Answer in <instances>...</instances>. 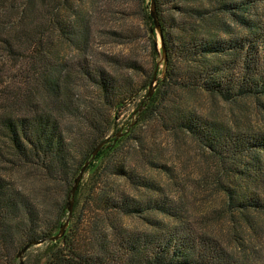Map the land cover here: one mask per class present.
Returning a JSON list of instances; mask_svg holds the SVG:
<instances>
[{"label":"trees","instance_id":"obj_1","mask_svg":"<svg viewBox=\"0 0 264 264\" xmlns=\"http://www.w3.org/2000/svg\"><path fill=\"white\" fill-rule=\"evenodd\" d=\"M203 1L212 6L189 5ZM156 9L167 73L141 118L156 116L168 131H184L209 150L216 159L214 184L226 195L232 218L256 227L264 220V132L233 130L173 96L187 88L226 100L264 96V0H156ZM143 15L155 52L150 10ZM55 36L76 50V59L56 61ZM94 38V18L76 0H0L1 48L20 60L33 46L26 57L34 71L25 76L27 85L8 86L2 94L0 264H18L26 242L57 232L76 174L109 135L121 107L139 92L119 71L139 69L137 61L94 55ZM120 142L103 147L90 163L65 235L44 243L33 264H264L261 254L233 250L190 222L177 197L124 159L113 160ZM19 169L40 179L41 199L8 178ZM119 179L154 195L138 199L116 184ZM86 211L92 222L82 217ZM146 212L174 221L155 220L153 229L142 231L119 222L120 216Z\"/></svg>","mask_w":264,"mask_h":264},{"label":"rangeland","instance_id":"obj_2","mask_svg":"<svg viewBox=\"0 0 264 264\" xmlns=\"http://www.w3.org/2000/svg\"><path fill=\"white\" fill-rule=\"evenodd\" d=\"M76 1L94 18L93 54L100 56L99 53L104 52L118 58L133 59L140 66L135 70H119L128 75L133 87L139 89V92L121 107L119 115H116L107 131V134L115 136L119 132L117 137L110 138V143L121 141L119 150L112 159H124L141 176L157 183L159 189L167 196L177 197L190 222L212 235H217L231 249L247 250V253L253 251L264 258V220L259 218L255 227L242 219L237 222L232 218L226 195L214 184L216 159L209 150L184 131H168L156 116L143 120L141 114L139 117L134 115L148 91V85L157 67L158 54L161 53L159 38L154 30L151 31L154 44L157 37L158 46L156 51H153V40L148 37V28L143 20L144 10H150V0H145L144 4L140 0ZM145 5L148 8H145ZM189 5L201 8L212 6L208 1L193 2ZM1 45L0 107L3 102L2 94L7 91V87L27 85L25 76L34 72L26 57L32 53L33 46H27L25 57L22 56L23 58L18 60L17 56L4 52ZM16 48L23 51L20 46ZM53 49L58 63L70 62L77 57L76 50L64 39L56 36ZM162 68L159 66L158 75L161 74ZM72 77L74 79L73 74ZM173 98L177 104L201 116L219 121L233 130L264 132V96H240L234 100H226L201 89L187 88L177 90ZM132 123L134 124L131 125ZM130 125V130L126 132ZM8 175L14 185L32 191V194L41 199L44 186L28 169L12 170ZM116 184L125 185L130 194L138 199L154 195L152 189L136 188L122 179ZM62 190L63 187L61 192ZM85 213H81L82 217H89L92 222L93 218L90 217L93 214L87 211ZM66 217L65 213L61 222ZM119 218L124 227L141 231L153 229L155 220L168 223L174 221L162 213L147 212L141 215H123ZM45 246L46 244H41L29 248L24 254L25 264H33Z\"/></svg>","mask_w":264,"mask_h":264},{"label":"water","instance_id":"obj_3","mask_svg":"<svg viewBox=\"0 0 264 264\" xmlns=\"http://www.w3.org/2000/svg\"><path fill=\"white\" fill-rule=\"evenodd\" d=\"M150 16L152 17L153 23H154L151 31L154 30L156 32V36L159 38L161 53L158 54L157 67H156L155 72L153 74V77H152V79L148 85V91H147L144 99L140 103V106L134 112V115L136 114V117H139V115L142 113V111L145 109V107L151 101V98L153 97V95L155 94V92L158 88V85L160 84L161 81H163L165 79L166 73H167L168 57H167V51H166V47H165V43H164L163 31H162L161 24L159 21V17L157 14L156 0H150ZM157 37L155 38V47L156 48L158 46ZM159 66L163 67L160 75H158ZM133 124L134 123H132L131 125H133ZM131 125L129 126V128H127L126 132H128L130 130ZM118 135H119V132L116 133V136L109 134L101 143H99L91 151V153L89 154V156L84 161L81 168L79 169L78 173L76 174V176L73 180V183L70 187V190L68 192L66 204H65V213L67 214L66 219L60 223L59 229L54 234L47 236V237L40 238V239H33V240L26 242L19 249V251L17 253V258L19 261L18 264H25L24 254L32 246L41 245V244H44V243L49 242V241L50 242H56L65 235V233L69 227L71 218L73 216L76 190L79 186V183H80L83 175L85 174L88 166L93 161V159L96 157V155L99 153V151L105 146H108L110 144L113 145L114 142H112V143L109 142L110 138L113 136L117 137ZM115 139L113 141H115Z\"/></svg>","mask_w":264,"mask_h":264}]
</instances>
